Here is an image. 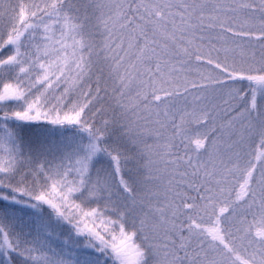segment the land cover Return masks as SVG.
I'll return each instance as SVG.
<instances>
[{
  "label": "snow or ice",
  "instance_id": "snow-or-ice-1",
  "mask_svg": "<svg viewBox=\"0 0 264 264\" xmlns=\"http://www.w3.org/2000/svg\"><path fill=\"white\" fill-rule=\"evenodd\" d=\"M0 264H264V0H0Z\"/></svg>",
  "mask_w": 264,
  "mask_h": 264
}]
</instances>
